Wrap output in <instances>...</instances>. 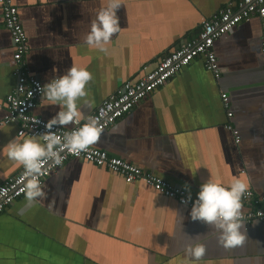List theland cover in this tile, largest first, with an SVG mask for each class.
Listing matches in <instances>:
<instances>
[{
	"label": "crops",
	"instance_id": "1",
	"mask_svg": "<svg viewBox=\"0 0 264 264\" xmlns=\"http://www.w3.org/2000/svg\"><path fill=\"white\" fill-rule=\"evenodd\" d=\"M235 1L120 0V30L104 52L84 44L83 37L108 0L13 3L26 34L23 59L29 76L46 84L72 66L85 68L92 78L87 95L76 103L89 117L122 84L136 83L195 39L203 20ZM213 51L218 79L196 58L93 145L191 197L206 180L227 187L243 177L253 195L241 202L240 212H246L264 194L261 21L240 23L214 42ZM12 54L0 7V121L16 82ZM221 94L227 95V109ZM59 107L42 96L32 113L47 122ZM17 129L13 123L0 125V185L23 169L3 150L18 137ZM41 187L46 196L31 207L22 196L0 214V264H184L185 247L195 244L205 248L195 264H264V223L257 220L242 222L246 239L225 249L218 230L190 219V208L91 163L69 159Z\"/></svg>",
	"mask_w": 264,
	"mask_h": 264
},
{
	"label": "built area",
	"instance_id": "2",
	"mask_svg": "<svg viewBox=\"0 0 264 264\" xmlns=\"http://www.w3.org/2000/svg\"><path fill=\"white\" fill-rule=\"evenodd\" d=\"M0 7L4 27L11 38L13 75L16 79L12 93L5 99L7 114L0 121V125L13 123L18 128L17 136L20 133L25 136H38L46 131L44 128L46 121L34 116L32 112L36 108L37 101L43 96V93L38 91V86L42 87L44 83L29 76L26 70L23 57L28 51L27 39L13 0H0ZM251 18H258L261 21V53L264 57V0H236L234 3L227 4L208 19L203 20L195 39L185 41L178 49L163 57L153 70L145 73L136 83L122 84L113 95L102 101L89 117L97 120L102 132L114 127L115 123L129 113L140 101L163 86L181 69L199 57L203 59L205 69L218 79L220 68L213 51L214 42L232 32L240 23ZM220 97L223 106L227 109V95L221 94ZM227 117L231 118L232 113L228 112ZM83 123L80 122V124ZM74 127H79V125H72L68 130L54 127L52 131L62 135ZM226 128L233 131L230 126H226ZM233 134L237 135V132L233 131ZM63 157L60 166L51 164L44 166L43 174L39 177L41 185L67 160L79 159L120 175L127 184L141 181L155 192L176 201L182 206L191 208L192 201L196 199L182 188L173 187L149 172H145L121 159L111 157L106 152L95 148L93 144L79 155L64 152ZM23 172L24 169L0 185V214L15 200L24 196L23 191H21L24 183ZM252 199V192L246 191L241 197V202H250ZM254 204L248 211L240 212L242 222L249 223L257 220L264 223V194L259 200L254 201Z\"/></svg>",
	"mask_w": 264,
	"mask_h": 264
},
{
	"label": "clouds",
	"instance_id": "3",
	"mask_svg": "<svg viewBox=\"0 0 264 264\" xmlns=\"http://www.w3.org/2000/svg\"><path fill=\"white\" fill-rule=\"evenodd\" d=\"M119 7L120 0H108L107 6L96 13L90 31L83 37L84 44L100 52L105 51L104 46L109 43L113 34L120 30L116 16ZM91 78V73L85 68L72 66L65 74L42 87L38 86L45 102L49 105H59V110L44 124L46 131L38 136H25L20 133L4 146L7 158L24 169L21 191L24 193L26 207L36 203L37 198L46 196L39 180L45 165L60 166L64 152L79 155L97 142L102 134L97 120L86 117L76 103L78 98L87 95L85 86ZM81 120L85 122L80 124ZM69 124L79 127H74L62 135L52 131L54 127L59 129ZM247 189L248 184L243 177L234 178L227 187L206 180L199 186L196 199L192 201L190 219L211 225L218 230V243L225 249L241 245L246 239L244 232H241L244 228L240 214L241 197ZM184 251V264H195L205 254L202 244L188 245Z\"/></svg>",
	"mask_w": 264,
	"mask_h": 264
}]
</instances>
